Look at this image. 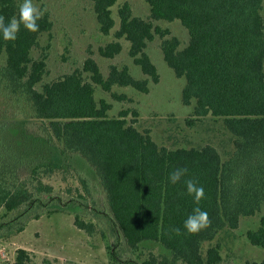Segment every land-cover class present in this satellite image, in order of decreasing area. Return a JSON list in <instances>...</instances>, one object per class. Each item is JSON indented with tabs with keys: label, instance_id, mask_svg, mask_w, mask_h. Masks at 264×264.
<instances>
[{
	"label": "trees",
	"instance_id": "obj_1",
	"mask_svg": "<svg viewBox=\"0 0 264 264\" xmlns=\"http://www.w3.org/2000/svg\"><path fill=\"white\" fill-rule=\"evenodd\" d=\"M93 1L100 30L108 36L116 27L113 7L120 0ZM147 2L150 20L134 16L128 2L119 8L116 39L100 48L101 55L115 58L123 51L124 39L130 42V57L158 83V68L146 49L156 35L168 37L162 50L176 76L186 78L183 103L194 106L197 119L223 118L234 136L235 151L224 160L212 145L169 149L159 146L150 130L129 123L127 112L110 117L112 105L97 99V86L107 92L115 86L150 92L149 80L135 78L128 66L112 65L106 78L98 62L89 58L83 69L38 89L47 63L34 59L32 52L40 36L53 27L50 16L43 14L37 32L21 25L14 41H5L0 33V58L6 59L0 68V87L20 108L0 120V210H5L0 233H20L32 220L63 212L74 215L75 225L91 237H106L99 223L82 219L83 202L64 199L45 181L69 167L75 155L91 164L106 192L107 209L96 212L107 219L116 237L107 245L111 264H221L220 247L210 248L204 256V244L226 228L237 229L243 217L262 211L264 0ZM20 4V0H0L5 23L18 17ZM161 20H179L190 33L188 46L181 50L180 40L171 37L170 30L154 25ZM34 119L46 121L49 133L29 130ZM176 168H187L188 173L172 184L169 175ZM187 179L204 188L199 205L187 194ZM197 206L208 213L211 223L197 234H188L184 222ZM248 239L264 247V217L258 230L248 232ZM147 242L160 244L169 253L140 262L120 252L124 245L136 254ZM28 262L29 252L19 249L16 264Z\"/></svg>",
	"mask_w": 264,
	"mask_h": 264
},
{
	"label": "rangeland",
	"instance_id": "obj_2",
	"mask_svg": "<svg viewBox=\"0 0 264 264\" xmlns=\"http://www.w3.org/2000/svg\"><path fill=\"white\" fill-rule=\"evenodd\" d=\"M21 3L23 0H20ZM126 2L130 3L134 16L145 20L151 19V9L147 0H120L113 7L116 27L105 36L100 30L93 0H33L43 14H48L53 21L50 31L40 36L38 46L32 56L47 63L44 79L38 89L46 83L60 79L78 69H83L87 59H95L107 78L111 66L119 68L128 66L131 74L137 79L149 80V93H142L133 87L115 86L111 92L101 86L96 87L98 100H106L112 105L110 117H117L127 112V120L139 130H150L153 139L169 149L202 148L214 146L223 159H228L235 151L234 136L227 129L223 118L211 115L197 119L194 117V106L183 103L182 92L186 78L176 76L174 70L165 60L162 50L164 39L156 35L148 43L147 54L157 66L160 82H153L142 68L129 55L130 42L121 40L123 51L115 58L108 59L101 55L100 48L115 41V31L120 20L118 10ZM264 16V9H263ZM155 26L168 29L171 37H177L180 49L190 42V33L179 20L154 21ZM5 56L0 58V68L5 65ZM117 96H126L118 98ZM20 108L7 96L0 87V120L13 116ZM22 110V106H21ZM193 123H190L192 121ZM31 131L49 133L48 123L43 120H31L28 124ZM45 181L51 184L56 193L64 199L75 198L85 204L82 219L86 222L99 223L106 233L91 237L75 225V216L68 213L44 215L29 222L20 233H0V264H16L19 249L29 252L28 264H111L107 245L116 241L108 228L107 219L98 215L96 210L107 209V196L91 164L84 158L75 155L69 167L55 171ZM86 182V183H85ZM77 209H73L76 211ZM5 210H0V220ZM264 217L262 211L255 216L243 217L237 229L226 228L217 237L206 242L203 255L212 247H220L223 262L221 264H248L264 261V247L254 246L248 239L250 230H258ZM123 244V243H122ZM124 258L133 256L140 262L152 256L168 254L169 251L160 244L147 242L136 254H132L124 245L120 250Z\"/></svg>",
	"mask_w": 264,
	"mask_h": 264
},
{
	"label": "clouds",
	"instance_id": "obj_3",
	"mask_svg": "<svg viewBox=\"0 0 264 264\" xmlns=\"http://www.w3.org/2000/svg\"><path fill=\"white\" fill-rule=\"evenodd\" d=\"M42 16L43 13L33 4V0H23L19 5L18 17L13 16L5 23L4 16H0V33H2L5 41H14L17 39L21 25L29 32H37L39 30L37 21ZM187 173V168H176L170 173L169 180L172 184H177ZM184 183L187 194L193 197L196 205H199L200 201L204 198V188L198 186V182L192 179H187ZM210 223L208 213L197 206L185 220L184 229L188 234H197L210 226ZM174 231L177 235L180 234V229L177 228Z\"/></svg>",
	"mask_w": 264,
	"mask_h": 264
}]
</instances>
